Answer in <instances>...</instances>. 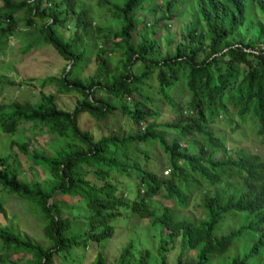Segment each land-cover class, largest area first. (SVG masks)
<instances>
[{
	"label": "trees",
	"instance_id": "trees-1",
	"mask_svg": "<svg viewBox=\"0 0 264 264\" xmlns=\"http://www.w3.org/2000/svg\"><path fill=\"white\" fill-rule=\"evenodd\" d=\"M97 4L117 21L115 30L94 23L78 0H0V52L22 24L29 39L24 51L50 46L66 61L60 76L37 80L42 88L55 87V93L41 92L36 102L0 104V132L14 134L20 124L30 123L52 139L51 153L29 151L27 141L9 143L43 169L42 181L24 180L15 157L0 156L1 188L27 201L50 245L6 225L0 226V249L20 255L12 264H54L80 246L110 239L111 223L126 209L158 232V243L153 255L130 241L117 264H170L169 251L178 245L173 264H264V159L257 151L264 144V0ZM183 13L189 20L181 40L175 42L165 25L162 53L155 26ZM133 32L139 33L136 41ZM93 34L101 47L94 73L84 77L78 71ZM109 54L118 57L111 61ZM9 84L0 77L1 86ZM173 91L189 96L186 106L176 102ZM56 93L76 95L74 108L58 107ZM156 96L175 111L174 120L160 118L153 107ZM83 114L97 125L118 122L123 133L110 129L95 137L80 128ZM245 127L257 136L247 131L237 136ZM171 128L177 138L169 143ZM249 139L256 145L243 146ZM188 140L196 151L183 142ZM154 146L166 154L165 174L148 168ZM123 175L135 178L132 199L119 188ZM57 192L81 202L86 214L61 216L51 200ZM159 197L171 204H161ZM196 197L201 216L177 215L175 209L188 208ZM0 213L6 215L1 205ZM181 251L194 252L196 260H184ZM104 261L97 253L94 264Z\"/></svg>",
	"mask_w": 264,
	"mask_h": 264
},
{
	"label": "rangeland",
	"instance_id": "rangeland-1",
	"mask_svg": "<svg viewBox=\"0 0 264 264\" xmlns=\"http://www.w3.org/2000/svg\"><path fill=\"white\" fill-rule=\"evenodd\" d=\"M79 7H85L89 9L90 16L93 22L101 26L104 30L117 28V21L106 11V8L100 7L97 4V0H78ZM160 12L159 14H161ZM189 20V16L183 13L178 16L172 17L169 21L161 22L155 26L156 38L160 42V50L162 53L166 50L165 37L168 34L165 25L168 26L174 41L181 40V32ZM264 22V17L262 18ZM70 30V31H69ZM64 31L65 37L70 35L72 29ZM25 28L22 24H19L18 36L11 38L8 45L0 52V77L3 82H11L6 86L0 85V104L8 103L11 100L19 101H31L36 102L40 99L41 92L55 93L56 89L53 86L41 87L38 84V79L43 77L55 76L58 77L62 74L63 67L66 61L60 57L50 46H43L41 48H34L28 52L22 48L26 46L28 37L27 32L24 35ZM17 34V33H16ZM16 36V35H15ZM133 40L139 38L138 32L132 33ZM100 46V39L97 34H93L86 41V48L88 49L87 55L84 58L83 63L79 67V74L84 77L92 75L96 69L95 53ZM172 50V48H170ZM117 54H109L108 58L111 61L117 59ZM153 96L154 91H146ZM57 94V93H56ZM173 97L176 102L183 106H186L189 96H180L179 92L173 91ZM188 97V98H187ZM76 95H62L57 94L56 102L58 107L63 109H73ZM111 99V98H110ZM117 104H122L123 99H111ZM153 107L156 111H159L160 118L164 121L174 120L176 117L175 111L171 109L165 102L158 98H153ZM108 126H104L102 123L97 125L89 114H83L79 117V126L82 130H88L94 134L95 137H99L101 134H107L110 129H117V132L123 133L118 122L111 121ZM224 128L223 125H221ZM246 130L238 132L236 135L245 134L256 137L257 134L253 130V127H245ZM228 132V128H224ZM167 141L170 143L173 139L177 138V134L174 129H167ZM253 138V137H251ZM27 141L29 145V151L33 149L42 150L46 153H51L52 139L50 135L43 130L39 132L37 129L32 130L30 123H24L19 125V129L14 134H6L0 132V156H6L11 154L15 157L21 177L26 181H42L47 179L45 172L40 166L34 165L30 156L24 154L14 147L12 150L9 148L10 141ZM247 141V140H246ZM243 143V146H249L253 140L249 139ZM185 144L192 147L191 149L196 151V147L191 141H183ZM257 142L251 145H256ZM264 144L258 147L257 151L262 155L264 159ZM254 147V146H253ZM151 158L149 159L148 168L156 171L158 174L161 172L166 173L165 166L167 163L166 154L158 146H154L149 150ZM142 158V162L145 160ZM135 178L123 175L119 178L120 190H123L126 197L132 199L134 195V183ZM119 190V192H120ZM61 208V216H83L86 214L84 205L77 201L75 198H68L62 196L57 192L51 199ZM163 205H170L171 200L159 197L157 199ZM197 197L191 202L190 206L186 209H175V212L179 216L199 217L201 216L200 209L197 206ZM0 205L5 210V216L0 213V226L10 225L25 236L28 237L44 247H48L50 244L42 236V227L35 216L30 213L28 203L26 200L17 197L15 195H7L0 186ZM114 228V235L107 240L98 243H92L88 246H80L79 248L70 251L66 256H58L55 258L54 264H94V259L97 253H101L104 256V264H117L118 255L125 245L130 241H133L138 250L148 248L152 251L153 255H156V247L158 243L157 231L154 230L149 223L144 219L138 218L133 215L129 210H122V215L114 220L112 223ZM180 251L179 245L169 251V263L173 264ZM182 258L189 262L196 260L195 253L192 251H181ZM0 257L3 261L0 264H12L15 259H18L20 255H6L2 249H0ZM25 257L24 259H26Z\"/></svg>",
	"mask_w": 264,
	"mask_h": 264
},
{
	"label": "water",
	"instance_id": "water-1",
	"mask_svg": "<svg viewBox=\"0 0 264 264\" xmlns=\"http://www.w3.org/2000/svg\"><path fill=\"white\" fill-rule=\"evenodd\" d=\"M69 67V66H68Z\"/></svg>",
	"mask_w": 264,
	"mask_h": 264
}]
</instances>
